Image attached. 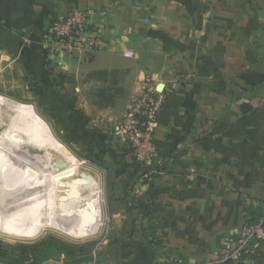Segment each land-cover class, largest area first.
Instances as JSON below:
<instances>
[{"label":"crops","instance_id":"crops-1","mask_svg":"<svg viewBox=\"0 0 264 264\" xmlns=\"http://www.w3.org/2000/svg\"><path fill=\"white\" fill-rule=\"evenodd\" d=\"M72 9H91L105 50L48 53L47 27ZM146 78L166 94L153 172L112 134ZM8 83L40 89L48 118L111 174L119 221L79 264L209 261L264 210V0H0Z\"/></svg>","mask_w":264,"mask_h":264},{"label":"bare ground","instance_id":"bare-ground-1","mask_svg":"<svg viewBox=\"0 0 264 264\" xmlns=\"http://www.w3.org/2000/svg\"><path fill=\"white\" fill-rule=\"evenodd\" d=\"M0 167L9 174L0 186V234L29 239L53 229L81 239L100 230L98 174L80 164L33 105L1 94ZM56 188L61 196L54 200ZM29 210L37 211L31 223Z\"/></svg>","mask_w":264,"mask_h":264},{"label":"built area","instance_id":"built-area-1","mask_svg":"<svg viewBox=\"0 0 264 264\" xmlns=\"http://www.w3.org/2000/svg\"><path fill=\"white\" fill-rule=\"evenodd\" d=\"M91 16L89 9L73 10L53 21L43 39L48 53L66 52L83 59L91 53L105 50L108 40L93 28ZM165 101V92L158 90L151 78H146L142 91L130 97L124 113L112 127L113 136L129 147L142 171L155 170L158 148L154 135ZM253 240H264V217L245 226L236 247L217 251L213 262L223 264L238 259Z\"/></svg>","mask_w":264,"mask_h":264},{"label":"rangeland","instance_id":"rangeland-1","mask_svg":"<svg viewBox=\"0 0 264 264\" xmlns=\"http://www.w3.org/2000/svg\"><path fill=\"white\" fill-rule=\"evenodd\" d=\"M73 10H82V9H72L69 12H71ZM89 10H91V9H89ZM69 12H67V13H69ZM67 13H65L64 15H66ZM50 55L55 56L58 54H56V53L52 54L51 53ZM156 85H157V83H156ZM158 86L159 85H157V88H158ZM158 90H159V88H158ZM39 91H40V89H28L26 86H23V84H21L19 87H13L10 83L0 86V94L1 95L7 96V97L12 98V99H14L18 102H21V103L33 105L35 111L48 123V125H49L51 131L53 132V134L55 135V137L61 143H63L70 150V152H72V154H74L78 158L80 164L84 167L90 168L92 171L94 170V172L96 174H98V178H100V182H101V201H102V206H103V222H102L100 230L96 234L89 236V237L81 238V239L71 238L68 235H65V234H63L59 231L53 230V229H45L38 236H36L34 238H29V239L17 238V237H12V236L0 234V243L2 244L1 246H2V249H4V251L5 250H13V251H15V250L16 251L17 250L22 251L23 250L24 251V249H25L24 247L26 245L33 244V243L39 241L40 239H42L44 236L54 235V236L61 237V238L65 239L66 241H68L72 245H75L76 247H78V249L90 248V245H92L93 243L98 241L103 236H105V235L107 236V234L109 233V230H110L109 226L111 224L112 225L114 224L113 223L114 220L119 221L118 216H113V214L111 215V213H112L111 211L113 210V208L114 207L117 208V206H118L115 200L110 199V192L109 191H110V186L112 185V183L110 181L111 174L106 170V168H104V166L103 167L99 166L98 163H96L92 159H90L89 155L86 154L85 152H83L79 145L75 144V142L73 141L74 138H72V137H71V139L67 138V136L65 134V130L59 128V126H58V122L59 121L61 122V120L59 118H57V120H52V119L48 118L47 114L44 112V108L38 102V97L36 94H38ZM162 91H164V87H163ZM133 94H138V93H133ZM109 134H111V131ZM114 138L116 141L120 142L116 137H114ZM134 161H135V159H134ZM135 163H136V161H135ZM136 165H137V163H136ZM7 178H9V174L7 172V169L5 167H0V186L2 188H6ZM59 189L60 188H56L53 190L52 197L54 200L56 199L57 196H59V195L61 196ZM37 194H38V196H42L43 192L40 191ZM35 212H37V211L29 210V213H30L29 222L30 223H31L32 217L35 215ZM37 216H39V215H37ZM261 217L262 218L264 217V210L262 212V215L259 217V220L261 219ZM39 218H41V215L39 216ZM247 225H250V224H247ZM247 225H245V226H247ZM244 228H243V230H244ZM243 230H242V233H243ZM241 236H242V234L240 235V237ZM236 244L232 247H228L225 249L234 248V247H236ZM222 250H224V249H221L219 251H222ZM14 255H15V258H14ZM14 255L11 256V259H14V260H16V262L19 263L20 257L17 256V254H14ZM48 256H50L49 258H55L57 255H56V253L52 252ZM213 261H214V259H211L209 261L204 260V261H201L200 263H196V264H203V263L204 264H207V263L208 264H219V263H216ZM20 264H22L21 261H20ZM223 264H264V240H262V242L256 241V240L251 241V244L248 245L247 249L244 252H241L238 259H236L234 261H230V262L227 261L226 263H223Z\"/></svg>","mask_w":264,"mask_h":264},{"label":"trees","instance_id":"trees-1","mask_svg":"<svg viewBox=\"0 0 264 264\" xmlns=\"http://www.w3.org/2000/svg\"><path fill=\"white\" fill-rule=\"evenodd\" d=\"M261 215L262 213L257 218L251 220L248 224L257 222ZM1 245L2 244L0 243V259H6L10 264H20V261L22 264H27V262L28 264H40L42 260L48 259L50 257L48 255L52 252L56 253L57 256L64 254L69 264H79L82 260L91 261L93 259L92 255H90V248L78 249V247L72 245L65 239L54 235L44 236L39 241L26 245L24 251H4ZM14 254H17V256L20 257L19 263L16 262V260L11 259V256Z\"/></svg>","mask_w":264,"mask_h":264},{"label":"water","instance_id":"water-1","mask_svg":"<svg viewBox=\"0 0 264 264\" xmlns=\"http://www.w3.org/2000/svg\"><path fill=\"white\" fill-rule=\"evenodd\" d=\"M158 88H159V90H161L162 91V89H163V85L161 84V85H159L158 86Z\"/></svg>","mask_w":264,"mask_h":264}]
</instances>
